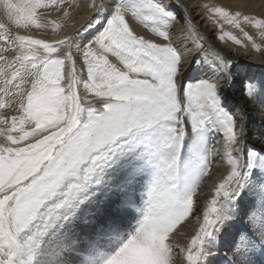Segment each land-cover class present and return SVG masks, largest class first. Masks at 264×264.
I'll return each instance as SVG.
<instances>
[{"label":"snow or ice","instance_id":"snow-or-ice-1","mask_svg":"<svg viewBox=\"0 0 264 264\" xmlns=\"http://www.w3.org/2000/svg\"><path fill=\"white\" fill-rule=\"evenodd\" d=\"M65 4L0 0V12L17 27L45 28L50 9L70 16ZM85 7L92 15L52 41L12 37L0 23V42L17 50L11 61L0 54V109L15 105L0 116V264H255L256 255L264 264V122L249 129L229 94L239 82L246 101L264 106V78L205 46L200 4L187 15L177 0ZM203 7L259 50L241 23L264 38V19ZM129 17L161 40L137 34ZM181 40L196 49L187 60ZM214 158L224 174L201 205ZM192 221L187 242H176Z\"/></svg>","mask_w":264,"mask_h":264},{"label":"bare ground","instance_id":"bare-ground-1","mask_svg":"<svg viewBox=\"0 0 264 264\" xmlns=\"http://www.w3.org/2000/svg\"><path fill=\"white\" fill-rule=\"evenodd\" d=\"M165 2L170 3V0H165ZM177 2L184 6L183 13L186 15L191 11V7L193 5L200 4L201 7L196 9V15H198V19L196 20V25H197V30L200 31V29H202L206 33L207 38L211 41V43L206 41L207 45L215 46L217 47V50H223V53L225 55H228L230 53L231 55L229 56V58L242 63L248 69V75L254 77L255 81H259L262 78H264V38H261L260 36V29L257 28L255 29L252 27V25L249 26V24L243 23V26L247 31H249V34L253 35L255 43L259 45V50H257L252 46L253 41L248 40L247 37H245L242 33H240L239 32L240 30L238 31L237 27L233 25H229L230 30L233 32V34L236 37L242 39L241 41H243L244 45H247V47H244L242 45L238 46L237 44H235L234 41L229 40L227 37H225L224 40H219L218 37L222 31L224 32L226 30L225 32H228L229 30L228 23L223 24L221 28L220 25H217L215 23H212L210 20L205 19L204 16L207 15V12L203 7V5L205 4L207 5L213 4L214 6L218 4L220 5L219 7L225 6L228 7V10L241 13V17L244 14L247 16H250L251 14H255L259 16L260 19H264V0H177ZM86 3H88V0H74L71 7H69V5L66 4L67 6L65 8H67L70 13V16L68 18H64L63 16L61 17L60 13H58L55 9L48 10L46 14L55 16L60 19L62 18L64 20V23L65 21L67 22L69 19L77 20L78 17H80L79 19L82 21L83 19H85L94 12V9L85 7ZM172 11L176 12L178 16L181 14V9L173 7ZM0 13L2 20H4L7 25L9 24L11 27L17 30H25V28L17 27L15 24L8 21L6 16L2 12ZM202 13L204 15H200ZM80 14L82 15L79 16ZM129 20H130V25L133 27L136 33L143 32L145 37H151L154 39L156 38L159 41L161 40V38L155 36L154 33L150 34L151 32L149 31L148 33L145 30V28L141 26V24L139 25L136 18L129 17ZM79 21H77V23ZM76 26L77 25L73 24L69 28L65 27L64 30L61 31V33L67 32L68 34H70L72 31H74V28H76ZM31 29L36 30L34 26H32ZM170 30H171V35L175 40L177 38V34L180 33L182 30L181 22L177 20L172 25ZM181 42L188 43V47L185 49V59L187 60L190 58V54L195 53L196 49L194 45L191 43V41L181 40ZM240 89H241V84L239 82H237L235 86L229 88V94L231 96L232 102L236 108H240L245 111L246 121L248 123L249 129L257 130L259 129L261 123L264 122V111H262V108H264V106L260 104L259 100L246 101ZM212 162L213 164L211 167L210 175L207 176V178H205L197 194L201 205L205 202V200L208 197H210V195L212 194V189L214 188L215 184L224 174L225 165L223 164V162L219 158H214ZM200 192H203L205 195L200 196L199 195ZM194 224L195 222L192 221L191 225H186L184 228H182L181 232L184 233V235L178 237L176 242L180 244H185L187 242V237L193 231ZM242 224L243 221H241V225ZM221 252L228 256L232 255L231 251L227 247L222 248ZM181 259H182L181 257L177 256V264H180ZM260 264H262L261 257H260Z\"/></svg>","mask_w":264,"mask_h":264},{"label":"rangeland","instance_id":"rangeland-1","mask_svg":"<svg viewBox=\"0 0 264 264\" xmlns=\"http://www.w3.org/2000/svg\"><path fill=\"white\" fill-rule=\"evenodd\" d=\"M66 4L67 5H72V3L74 2V0H66ZM88 2H89V0H88ZM64 5V7H66L67 5ZM209 7H212V6H214L213 4H209L208 5ZM217 7H219L220 5H216ZM222 7V6H221ZM224 8L226 9V10H228V7H225L224 6ZM228 11H230V12H232V13H235V11H231V10H228ZM249 14V13H248ZM82 14H80L79 16H81ZM92 15V14H91ZM245 15V14H244ZM243 15V16H244ZM250 15V14H249ZM47 16H48V20L47 21H41V23H46L48 26L47 27H45V28H36L35 27V29L36 30H34V29H31V27H29V28H25V30H17V29H15V28H13V27H11L9 24L7 25L6 24V22L4 21V20H2V17H1V13H0V23H3V24H5L6 25V27L9 29V32L11 33V35H12V37H14L15 35H28V36H31V37H33L34 39H44V40H47V41H52V40H57V39H61L66 33L64 32V33H61V31H63L64 30V28L65 27H67V28H69V27H71V25H73V24H75V25H77L76 26V28L80 25V23L81 22H83L84 21V19L81 21L79 18L80 17H78V19L76 20V19H69L67 22L65 21V23H64V20L61 18H57V17H55V16H52V15H49V14H47ZM60 16L62 17V14L60 13ZM90 16V15H89ZM254 17V18H259V16H257V15H255V14H251L249 17ZM61 20V21H60ZM80 20V21H79ZM137 21H138V23H139V25L141 24V26L143 27V28H145V30L148 32H151L150 34H153V32L152 31H150V29L149 28H146L145 26H144V24L143 23H141L138 19H136ZM52 21H56L57 23H61L62 25H63V27L61 28V29H59V30H53L52 29V26H51V24H52ZM77 21H79L78 23H77ZM67 23V24H66ZM221 24L223 25V24H226V22H223V21H221ZM229 25H232V24H228V28H229V30H228V32H230V33H232V35H234L233 34V32L230 30V27H229ZM234 26V25H233ZM249 26H251L250 24H249ZM11 27V28H10ZM172 27V26H171ZM252 27L253 28H255L256 29V27H254L253 25H252ZM76 28H74V30L76 29ZM241 28H243V30L245 31V32H247L248 34H249V31H247L246 29H245V27L243 26V23H241ZM199 29H200V27H199ZM238 29V31L240 30V28H237ZM198 32H199V34L201 35V36H203L204 37V44H205V46L207 47V46H209V45H207V42H210L211 43V41L207 38V35H206V33L202 30V29H200V31L199 30H197ZM226 31V30H225ZM224 31V32H225ZM60 32V33H59ZM73 32V31H72ZM71 32V33H72ZM148 32V33H149ZM240 33H242L241 32V30L239 31ZM59 33V34H58ZM70 33V34H71ZM68 34V33H67ZM137 34H140V35H144V33L143 32H138ZM243 34V33H242ZM45 35V36H44ZM54 35V36H53ZM155 35V34H154ZM250 36H252L253 37V35H251V34H249ZM156 36V35H155ZM11 38V37H10ZM145 38H150V39H153V40H156L157 42H159V40H157L156 38L154 39V38H151V37H145ZM228 38V37H227ZM238 38V37H237ZM229 40H231L230 38H228ZM240 39V38H239ZM240 40H242V39H240ZM253 40H254V38H253ZM207 41V42H206ZM243 42V41H242ZM236 44V43H235ZM238 46H241L240 44H237ZM243 45H244V42H243ZM5 48H7V51H3V49H5ZM0 54H2V55H4V56H6L7 57V59L9 60V61H11L12 60V58H13V56L14 55H16L17 54V50L15 49V48H13V47H11V46H9V45H7V44H4L3 42H0ZM0 63H3L2 61H0ZM78 67H79V64H78ZM4 100H5V103H8V101H9V98L8 97H5L4 98ZM13 114H15V105L13 104L11 107H8V108H5V109H0V116H11V115H13ZM0 127H3V125H0ZM221 137L220 136H216L215 138H214V140H213V143H215V141H217V139H220ZM4 142V138L2 137V136H0V143H3ZM213 161V160H212ZM212 164H213V162H212ZM211 171V170H210ZM205 178H207V176L205 177ZM205 178H204V180H205ZM203 180V181H204ZM241 221H243V223H244V218L243 217H241ZM253 259L255 260V264H260V256L259 255H256L255 257H253ZM257 262V263H256Z\"/></svg>","mask_w":264,"mask_h":264}]
</instances>
